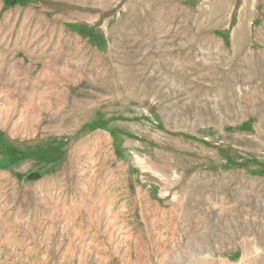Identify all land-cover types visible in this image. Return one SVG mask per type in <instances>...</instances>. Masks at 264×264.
Instances as JSON below:
<instances>
[{"label": "rangeland", "instance_id": "374dc122", "mask_svg": "<svg viewBox=\"0 0 264 264\" xmlns=\"http://www.w3.org/2000/svg\"><path fill=\"white\" fill-rule=\"evenodd\" d=\"M0 264H264V0H0Z\"/></svg>", "mask_w": 264, "mask_h": 264}]
</instances>
